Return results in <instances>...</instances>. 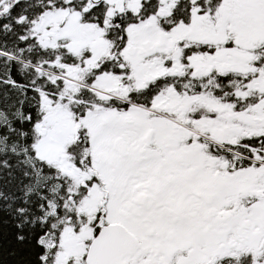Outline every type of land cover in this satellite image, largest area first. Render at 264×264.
Returning a JSON list of instances; mask_svg holds the SVG:
<instances>
[{"label": "snow or ice", "instance_id": "obj_1", "mask_svg": "<svg viewBox=\"0 0 264 264\" xmlns=\"http://www.w3.org/2000/svg\"><path fill=\"white\" fill-rule=\"evenodd\" d=\"M0 264H264V0H0Z\"/></svg>", "mask_w": 264, "mask_h": 264}]
</instances>
